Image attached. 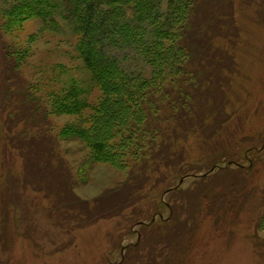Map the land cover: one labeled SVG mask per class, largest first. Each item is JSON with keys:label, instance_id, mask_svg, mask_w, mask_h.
I'll use <instances>...</instances> for the list:
<instances>
[{"label": "rangeland", "instance_id": "374dc122", "mask_svg": "<svg viewBox=\"0 0 264 264\" xmlns=\"http://www.w3.org/2000/svg\"><path fill=\"white\" fill-rule=\"evenodd\" d=\"M234 1L214 29L227 85L202 92L200 121L153 124L157 145L144 136L136 160L137 111L123 109L132 135L103 159L81 135L103 87L82 115L59 106L71 80L90 84L81 34L38 17L6 32L0 16V264H264V0ZM38 138L50 153L28 155Z\"/></svg>", "mask_w": 264, "mask_h": 264}, {"label": "trees", "instance_id": "16d2710c", "mask_svg": "<svg viewBox=\"0 0 264 264\" xmlns=\"http://www.w3.org/2000/svg\"><path fill=\"white\" fill-rule=\"evenodd\" d=\"M233 2L0 0V16L3 18L1 28L10 32L21 21L38 17L49 30H62L61 23L64 22L81 34L79 52L88 71L90 84L86 83L85 86L82 82L71 80L61 95L59 106L67 113L82 115L92 108L88 98L83 96H88L92 86L103 87L108 96L94 110L96 117L91 118L90 128L80 131L81 135L95 156L103 159L111 154L112 148L124 149L123 143L126 144L129 137L123 142L114 141L129 132L127 126L122 124L128 121V113L137 111L140 121L135 125L140 127V131L135 138V147L129 148V153L136 160L144 136L149 137L146 140L148 145H155L152 140L158 135V130L153 124L159 125L163 120H168L169 124L175 121L178 124H192L189 121L196 114L200 121L196 104L204 97L202 92L227 85L228 79L220 74L223 64L214 61L221 59L223 53L214 42L222 35L214 29L221 24L220 21L235 20L236 6ZM128 52L150 67L149 76L144 75L146 70L142 72L125 66L120 53L128 56ZM155 93L159 95L152 108ZM163 108L169 113L159 115ZM123 109L128 113H124ZM153 113L157 114L154 116ZM117 117L122 120L114 123ZM155 121H159L158 124ZM168 130L174 132L170 127ZM18 135L26 146L31 144L26 139L27 131L20 130ZM131 135L128 133L127 136ZM165 140L157 152L164 149ZM43 143L38 138V143L28 155L42 154L43 151L42 155L49 154L50 151L40 149ZM43 161L44 158L39 156L37 163Z\"/></svg>", "mask_w": 264, "mask_h": 264}]
</instances>
